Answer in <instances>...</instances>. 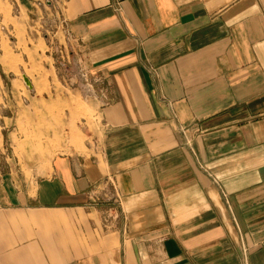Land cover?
I'll list each match as a JSON object with an SVG mask.
<instances>
[{"label": "crops", "instance_id": "obj_1", "mask_svg": "<svg viewBox=\"0 0 264 264\" xmlns=\"http://www.w3.org/2000/svg\"><path fill=\"white\" fill-rule=\"evenodd\" d=\"M55 7L100 120L20 186L0 155V264H264V0Z\"/></svg>", "mask_w": 264, "mask_h": 264}, {"label": "rangeland", "instance_id": "obj_2", "mask_svg": "<svg viewBox=\"0 0 264 264\" xmlns=\"http://www.w3.org/2000/svg\"><path fill=\"white\" fill-rule=\"evenodd\" d=\"M35 1L39 14L28 15L15 0H0V155L4 179L19 186L57 154L86 150L100 120L60 64L55 1Z\"/></svg>", "mask_w": 264, "mask_h": 264}, {"label": "water", "instance_id": "obj_3", "mask_svg": "<svg viewBox=\"0 0 264 264\" xmlns=\"http://www.w3.org/2000/svg\"><path fill=\"white\" fill-rule=\"evenodd\" d=\"M23 77H24L25 83L32 89L33 88V83L30 80V78L27 75H24Z\"/></svg>", "mask_w": 264, "mask_h": 264}, {"label": "built area", "instance_id": "obj_4", "mask_svg": "<svg viewBox=\"0 0 264 264\" xmlns=\"http://www.w3.org/2000/svg\"><path fill=\"white\" fill-rule=\"evenodd\" d=\"M55 2H57V0H54Z\"/></svg>", "mask_w": 264, "mask_h": 264}]
</instances>
